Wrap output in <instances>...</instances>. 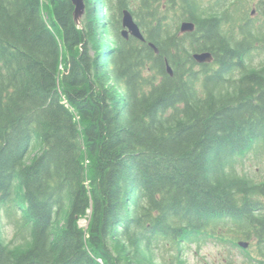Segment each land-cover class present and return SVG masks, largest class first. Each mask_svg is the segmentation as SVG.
I'll list each match as a JSON object with an SVG mask.
<instances>
[{
  "label": "trees",
  "instance_id": "16d2710c",
  "mask_svg": "<svg viewBox=\"0 0 264 264\" xmlns=\"http://www.w3.org/2000/svg\"><path fill=\"white\" fill-rule=\"evenodd\" d=\"M84 3L0 0V264H264V0Z\"/></svg>",
  "mask_w": 264,
  "mask_h": 264
},
{
  "label": "rangeland",
  "instance_id": "374dc122",
  "mask_svg": "<svg viewBox=\"0 0 264 264\" xmlns=\"http://www.w3.org/2000/svg\"><path fill=\"white\" fill-rule=\"evenodd\" d=\"M255 2H257V0H255ZM254 16L257 17L258 14H254ZM258 17H260V15ZM263 57L264 53L256 56L255 64L260 63ZM252 159L253 158L247 157L245 160L241 161L238 167L240 173L254 176L258 179L264 178V159L262 163L258 160L253 161ZM80 224L82 227H86L87 222L83 220ZM3 231L8 242L11 241L14 235V227L6 218L3 220ZM223 245L213 239H208L203 243L201 248L193 245L188 247L185 251L184 258L187 264H229V262H233V264H244V262H242L243 254L241 252Z\"/></svg>",
  "mask_w": 264,
  "mask_h": 264
},
{
  "label": "water",
  "instance_id": "95a60500",
  "mask_svg": "<svg viewBox=\"0 0 264 264\" xmlns=\"http://www.w3.org/2000/svg\"><path fill=\"white\" fill-rule=\"evenodd\" d=\"M71 1L75 6V11H74L75 21L79 25L81 23V17L85 11V3L84 0H71ZM122 22H123L122 33L125 38L131 36L135 39H138L141 42H146V38L144 37V34L142 33L139 25L136 23L134 16L130 12V10L127 9L124 10ZM195 28L196 26L193 22L185 21L180 26V32L181 34L193 33L195 31ZM149 45L155 50L156 54L159 53L158 48L153 43H150ZM193 59L198 64H210L211 62H213L214 57L211 52H200L193 54ZM167 72L170 76H173V69L169 63H167ZM249 245L250 244L248 242H244V241H240L238 243V246L242 249H248Z\"/></svg>",
  "mask_w": 264,
  "mask_h": 264
},
{
  "label": "bare ground",
  "instance_id": "6f19581e",
  "mask_svg": "<svg viewBox=\"0 0 264 264\" xmlns=\"http://www.w3.org/2000/svg\"><path fill=\"white\" fill-rule=\"evenodd\" d=\"M87 222V221H86ZM87 226V225H86Z\"/></svg>",
  "mask_w": 264,
  "mask_h": 264
}]
</instances>
